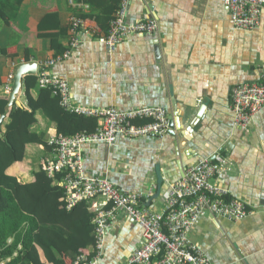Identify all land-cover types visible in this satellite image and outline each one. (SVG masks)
Masks as SVG:
<instances>
[{"label": "crops", "instance_id": "0c3cea01", "mask_svg": "<svg viewBox=\"0 0 264 264\" xmlns=\"http://www.w3.org/2000/svg\"><path fill=\"white\" fill-rule=\"evenodd\" d=\"M3 3L0 98L9 95L5 84L16 65L35 61L40 70L64 53L69 17L81 15L84 41L49 66L51 73L68 81L73 100L93 108L161 107L168 126L171 123L163 134L83 145L85 175H106L124 191L154 181L156 190L145 203L160 210L187 166L221 156L229 161V170L217 182L252 212L236 222L206 212L189 240L213 264H264V108L247 127H239L230 96L233 86L257 81L264 68V9L256 26L237 29L222 0H128L127 18L154 19L157 34H129L109 50L96 38L106 33L112 13L97 2L88 10L74 8L68 0H0ZM25 76L17 107L30 109ZM33 129L45 131L46 137L57 131L42 115ZM25 152L26 160L17 169L21 180L40 172V160L49 148L34 143ZM141 234L135 222L120 216L106 232L96 264H127Z\"/></svg>", "mask_w": 264, "mask_h": 264}, {"label": "built area", "instance_id": "2783aa9c", "mask_svg": "<svg viewBox=\"0 0 264 264\" xmlns=\"http://www.w3.org/2000/svg\"><path fill=\"white\" fill-rule=\"evenodd\" d=\"M127 1L121 0L109 20L105 34L96 40L109 50L129 34L156 35L157 22L131 21L126 16ZM237 29H251L259 21L264 0H222ZM74 8L88 10L87 0H68ZM85 22L81 15L69 17L70 40L62 55L44 63L37 69V85L48 88L59 97L60 105L70 112L97 119L92 132L79 131L72 135L49 131V153L40 160V171L48 176L62 173L59 180L64 193L65 207L71 210L85 202L93 210L95 255L87 259L80 254L73 264H96L104 249L105 235L111 226L123 216L135 222L142 230L138 246L129 255L127 264H213L203 249L189 240L190 232L206 212L231 222L246 218L251 207L243 200L228 193L217 179L229 170V161L217 156L216 160L201 159L185 168L182 177L170 186L169 194L160 210H153L145 202L152 197L156 184L150 181L146 187L124 191L106 175L84 173L83 145L104 142L112 145L118 136L141 137L163 134L168 120L161 107H137L119 109L86 107L73 100L69 83L51 73L49 66L69 55L71 49L84 41ZM12 74L7 77L5 91L9 94ZM231 108L234 123L245 128L250 118L264 108V68L257 81L243 82L231 89ZM148 121L136 124L139 120ZM10 240V239H9ZM16 254V252L14 253ZM5 260H1L3 264Z\"/></svg>", "mask_w": 264, "mask_h": 264}, {"label": "trees", "instance_id": "16d2710c", "mask_svg": "<svg viewBox=\"0 0 264 264\" xmlns=\"http://www.w3.org/2000/svg\"><path fill=\"white\" fill-rule=\"evenodd\" d=\"M87 1L90 7L97 2L108 15L112 13L109 23L121 0ZM4 5H0V12L5 14ZM23 87L30 109L16 107L5 112L8 97L0 98V114H5L0 123V261L5 260L3 264H73L80 254L91 259L96 250L91 223L93 210L89 204L81 202L71 210L66 209L59 183L62 173L48 176L42 171H32L30 177L21 180L17 169L26 160L28 144L47 146L48 134L46 137L45 131L33 129L38 115L65 135L92 132L97 119L65 110L51 90L38 87L36 76L26 75ZM145 121L148 119L139 120Z\"/></svg>", "mask_w": 264, "mask_h": 264}, {"label": "water", "instance_id": "95a60500", "mask_svg": "<svg viewBox=\"0 0 264 264\" xmlns=\"http://www.w3.org/2000/svg\"><path fill=\"white\" fill-rule=\"evenodd\" d=\"M36 73H37V63L35 61H25L16 65V67L12 72V85L8 95V101L4 107L5 112L9 111V109L14 111L17 107L18 104L17 97L21 91L23 76L36 75ZM4 116L5 114H0V123L3 120ZM168 127L169 128L171 127L170 122ZM0 136H2L1 131H0ZM3 138L7 141L6 136H3Z\"/></svg>", "mask_w": 264, "mask_h": 264}, {"label": "rangeland", "instance_id": "374dc122", "mask_svg": "<svg viewBox=\"0 0 264 264\" xmlns=\"http://www.w3.org/2000/svg\"><path fill=\"white\" fill-rule=\"evenodd\" d=\"M129 138H136V137H129ZM154 182V181H153ZM155 183V182H154ZM156 184V183H155Z\"/></svg>", "mask_w": 264, "mask_h": 264}]
</instances>
